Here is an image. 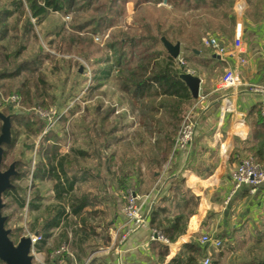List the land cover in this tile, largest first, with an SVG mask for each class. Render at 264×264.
<instances>
[{
    "label": "rangeland",
    "instance_id": "rangeland-1",
    "mask_svg": "<svg viewBox=\"0 0 264 264\" xmlns=\"http://www.w3.org/2000/svg\"><path fill=\"white\" fill-rule=\"evenodd\" d=\"M12 3V0H0V14L11 8ZM23 8L7 21L8 37L0 43V47L3 46L0 50L3 53L0 54V71H12L22 61L37 57L40 64H36V73L26 72L19 78L0 80V112L15 118L11 120V130L18 136L13 149L4 147L2 170L6 171L10 165L16 166L17 161H21V167L15 170L23 176L14 180L12 185L27 203L21 208L11 197L3 199L6 228L11 231L10 238L17 245L22 237L39 234L44 222L53 215L52 210L58 205L53 190L54 181L51 178L34 179L32 176L41 163L44 150L56 145L59 153L67 156L70 175L81 177L85 171L88 173L87 181L78 184L76 195L90 194L92 203L104 199V206H109L108 214H105L107 220L102 227L99 226L102 215L90 216L88 226L92 230L86 235L80 221L69 216L60 228L51 232L42 251L33 247L34 263H55L56 251L64 246L66 250L62 257L65 264H92L94 258L90 254L109 244L108 219L114 213L115 199L120 198L125 203L130 191L145 192L153 181V174L163 169V165L159 167L153 163L156 153H152V144L149 140L147 143L138 115L132 113L129 99L119 90L120 82L116 75L107 80L99 78L100 70L108 65L106 60L111 57L108 43L122 31L135 32L134 25L141 20L151 24L155 35L159 31L158 24L163 25V29L173 27L178 32L182 21L187 26L181 40H178L181 42V53L177 60L181 63L185 52L195 60L193 47L202 51L208 48L210 51V46L204 41L206 38H214L228 46L232 43L241 12L231 11L228 5L217 10L178 11L172 9L169 0H163L160 5L144 4L141 10L136 11L134 0H128L126 13L116 16L113 27L105 26L93 33L89 28L81 29L88 16L76 11L50 13L39 23L32 19L33 26L28 27L30 14L26 0ZM195 25L198 27H193ZM130 26L132 29L128 28ZM21 47L24 49L18 57H14ZM224 75V68L219 66L216 77L222 80ZM39 77L44 79L45 85ZM25 78L32 81L33 92L35 87L46 89L47 106L28 107L24 101L18 100V91ZM9 106L10 111L7 110ZM107 112L110 119L102 124V116ZM22 117L31 125L21 122ZM42 125V131L37 132L36 128ZM112 126L119 128L116 133L118 141L102 134ZM99 130L101 134H97ZM140 141L143 143L141 147L137 144ZM80 153H85V156ZM112 154L115 155L112 159L115 166L110 170ZM144 175L149 182L143 180ZM104 176L107 182L102 184ZM36 201L40 205L38 210L29 206ZM250 242L247 239L246 245H234L227 240L222 249L206 252V256L210 255L211 262L219 264H250L256 259L255 253L258 257L264 256V240L256 246L254 254Z\"/></svg>",
    "mask_w": 264,
    "mask_h": 264
},
{
    "label": "crops",
    "instance_id": "crops-1",
    "mask_svg": "<svg viewBox=\"0 0 264 264\" xmlns=\"http://www.w3.org/2000/svg\"><path fill=\"white\" fill-rule=\"evenodd\" d=\"M234 9L241 12L238 25L242 28L244 53H231L227 60L220 59L211 47L210 51L208 48L193 50L195 60L186 52L183 54L181 63L201 79L200 97H205L195 99L187 108L189 111L194 107V142L185 150L171 152L162 171L153 174L148 190L143 193L135 191L146 196L145 213L162 206L168 211L169 218L179 213L184 205L183 198L195 196L197 207L188 218L186 232L169 244V254L165 262L160 263L158 243L163 242L151 239L150 218L148 225L135 231L126 242L121 241L125 203L120 198L115 199L114 213L108 219L109 244L90 254L94 258L92 264H168L171 259L186 253L185 247L191 243L210 252L200 242L204 234L229 240L234 245H246V240H251L252 254L264 240V183L255 192H250L246 187L235 189L231 180V173L238 163L248 157L257 144L256 137L264 136L261 127L254 123L264 98L252 93L248 87L264 85V0H235ZM226 47L236 51L235 37ZM240 56L246 59L245 64L240 63ZM219 66L225 71L228 68L238 70L244 85L221 89V79L216 77ZM145 178L144 175L143 180L149 182ZM102 180L105 184L107 177ZM104 203V199L93 203V208L102 215L99 222L102 227L109 207ZM254 255L258 257L257 253Z\"/></svg>",
    "mask_w": 264,
    "mask_h": 264
},
{
    "label": "trees",
    "instance_id": "trees-1",
    "mask_svg": "<svg viewBox=\"0 0 264 264\" xmlns=\"http://www.w3.org/2000/svg\"><path fill=\"white\" fill-rule=\"evenodd\" d=\"M12 2V7L7 8L0 14V43L8 37V19L24 7V0H12ZM127 2L128 0H26L30 14L27 23L28 27H32V19L39 23L50 13L68 14L76 11L88 16L81 24V29L89 28L93 33H97L105 26L108 28L115 25L116 16H123L126 13ZM162 2L163 0H134V9L139 11L144 4L160 5ZM169 4L172 9L178 11L217 10L226 5L233 11L235 0H169ZM162 26L158 24L159 31L155 35L151 31V24L141 20L140 23L134 25L135 32L131 30L128 32L122 31L120 35L113 37L114 39L108 43V49L111 53V57L106 60L108 65L99 72L100 80H107L114 74L116 75L115 78L120 82L119 90L129 99L132 113L138 115L139 126L145 133L147 143L148 140L151 142V151L156 153L154 160L152 159L153 163L159 167L166 163L173 151L187 108L195 101L189 88L179 77L180 74L188 71L187 66L172 58L161 40L162 37H166L172 43H174V39L175 42L181 40L187 25L185 22L180 21L178 32L173 27L166 30L161 28ZM131 27L128 28L132 29ZM193 27L197 28L198 26ZM22 48L24 49V47H21L14 53V57L19 56L21 50H23ZM1 49H3V46L0 47ZM192 50L199 49L193 47ZM39 60L37 57L31 61H22L12 71H0V80L19 78L26 72L36 73V66L40 64ZM38 79L45 85L44 79L41 77ZM31 83L30 79H24L18 91L20 94L18 100L24 101V104L28 107L47 106L45 98L48 94L46 89L35 87L33 92ZM7 110L10 111L11 107L9 106ZM109 115L110 113L107 112L102 116V124L110 119ZM12 119L15 120L14 117H11ZM20 121H25L26 125H31V122L25 120V118ZM254 123L261 127L264 133V117L261 108L257 112ZM42 128L43 125L37 127V132H41ZM1 129L2 126H0V132ZM118 130V126H112L107 133L102 132V134L118 141L119 139L116 136ZM11 133L10 143L4 144L3 148L13 149L17 143L18 136L14 135L12 130ZM98 133L101 134V131H97ZM256 139L258 142L252 147L251 154L248 157L251 156L257 161L264 162L263 134L258 135ZM141 141L137 142L139 147L143 144ZM55 146L53 145V147L44 150L41 163L32 176L34 179L39 177L41 179L51 178L54 181L53 190L55 199L58 202V205L52 210L53 215L44 222L40 230L41 234L39 232L42 239L35 245L37 251H42V248L46 245V240L51 236V232L56 228H60L69 216H74L80 221L82 231L88 235V231L92 230L88 226L89 217L99 213L98 210L89 209L93 206L90 194L76 195L78 184L87 181V171L81 177L76 174L70 175L68 173L67 156L61 155ZM5 152L4 148L3 157ZM80 154L85 156V153ZM114 156V154L110 156V163H112ZM112 166H115V163L110 164V170H112ZM18 167H21V161H17L15 168ZM22 174L18 171L11 178V183L21 178ZM7 197L13 198L21 208H24L27 204L24 199L19 197L14 186L3 194V199ZM183 200L184 205L180 207L179 213L170 218L167 216L168 211L162 206L154 208L151 212L150 226L168 239V243H158L160 263L165 262L169 254V244L176 242L186 232L188 218L196 211L198 199L195 196L191 195L188 199L183 198ZM29 206L34 210L40 208L37 201L29 203ZM185 248L186 253H181L171 259L168 264H201V258L206 256L205 248L192 243ZM255 258V261L250 264L264 261V258ZM0 264L4 263L0 260ZM210 264L219 263L212 261Z\"/></svg>",
    "mask_w": 264,
    "mask_h": 264
},
{
    "label": "built area",
    "instance_id": "built-area-1",
    "mask_svg": "<svg viewBox=\"0 0 264 264\" xmlns=\"http://www.w3.org/2000/svg\"><path fill=\"white\" fill-rule=\"evenodd\" d=\"M205 43L210 46L215 54H217L220 59L227 60V57L231 53H244L242 50L244 47L242 39V28L241 25H238L235 35V48L236 51L230 50L226 45L218 42L216 39H205ZM241 64L246 63V59L240 56L239 59ZM181 64H184L183 62ZM244 85L239 76L238 70L234 68H228L225 71L223 76L220 88L221 89H236ZM249 90L254 93L261 95L264 98V85L252 84L248 85ZM205 97H198V100H203ZM193 108H191L185 114V117L180 126L178 135L176 137L175 145L173 152L176 153L181 150H185L192 145L195 139V126L196 121L194 120ZM261 113L264 117V100L262 101ZM231 180L234 184L235 189H241L246 187L250 192H255L257 187L264 183V162L257 161L254 157H245L243 158L231 173ZM146 196H141L135 191H130L126 197L125 206L123 208V216L125 218V224L123 226L122 232L120 233V238L122 242H126L131 235L138 229L148 225L151 212L145 213ZM32 238V244L35 246L38 242L41 241V235H30ZM152 240H159L163 243H168V239L164 237L160 232L152 230L151 234ZM200 242L203 247H206L208 250L218 251L222 249L224 241L218 239L211 234H204ZM65 247L62 246L55 253L56 255V264H65L63 255L65 253ZM201 264H210L211 259L210 255H207L200 260Z\"/></svg>",
    "mask_w": 264,
    "mask_h": 264
},
{
    "label": "water",
    "instance_id": "water-1",
    "mask_svg": "<svg viewBox=\"0 0 264 264\" xmlns=\"http://www.w3.org/2000/svg\"><path fill=\"white\" fill-rule=\"evenodd\" d=\"M161 40L168 54L172 58L178 59L181 53V42L172 43L166 37H162ZM179 77L185 82L193 98L198 99L201 79L189 71L180 74ZM0 120L2 121L0 135V260L4 264H36L34 263V256L32 254L34 245L32 244L31 236H24L17 245L14 244L10 238L11 231L6 228L7 218L2 214L4 207L3 194L13 186L11 178L17 172L15 164L10 165L6 171L2 170L3 145L11 141V118L0 112ZM256 264H264V261Z\"/></svg>",
    "mask_w": 264,
    "mask_h": 264
}]
</instances>
